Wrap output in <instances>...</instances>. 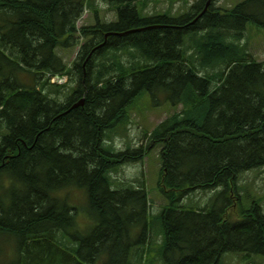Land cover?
Segmentation results:
<instances>
[{
  "label": "trees",
  "instance_id": "16d2710c",
  "mask_svg": "<svg viewBox=\"0 0 264 264\" xmlns=\"http://www.w3.org/2000/svg\"><path fill=\"white\" fill-rule=\"evenodd\" d=\"M138 1L108 0L116 21L78 29L94 0H0V264H149L152 233L164 264L264 260L263 200L241 198L236 184L264 166V61L242 41L249 23L264 28V0L229 11L200 0L178 18L142 17ZM77 33L85 42L68 67L57 49L80 44ZM57 74L70 82L51 83ZM144 91L181 111L117 151L112 133L127 135ZM159 146L155 209L144 176L118 173ZM75 189L88 201L85 223Z\"/></svg>",
  "mask_w": 264,
  "mask_h": 264
},
{
  "label": "rangeland",
  "instance_id": "374dc122",
  "mask_svg": "<svg viewBox=\"0 0 264 264\" xmlns=\"http://www.w3.org/2000/svg\"><path fill=\"white\" fill-rule=\"evenodd\" d=\"M94 1L98 5H104L107 9L111 7L110 5H108L107 7L108 2L105 0V2L103 0ZM195 1L196 0H140L138 2V7L148 4L146 9L144 10L140 9L139 7L141 15H152L165 11H170L174 15H180L187 11L188 7ZM242 1L245 0H215V5L222 8L220 10L229 11L235 8ZM97 17L98 15H96L93 10L91 11L88 9L85 17L80 20L79 23L77 22L78 29H81V27H83L84 25H95V20H98ZM100 17L102 19L111 20L115 18V12L111 10L105 13L102 10L100 12ZM247 36L250 38V44L253 48L256 58L258 60H264V53H261L260 50L259 52L256 51L255 48L257 47L259 49H262V51L264 52V28L258 26V24L254 22L249 23L247 28ZM77 37H79L78 33ZM80 40V45H82L85 40L84 38ZM80 45L78 44L77 46L69 49H57L58 54L63 58L64 63L68 65V67H70L71 64L73 65V61L78 57L77 54L80 49ZM19 79L27 85L34 84L32 74L25 75V73H22ZM56 80H58V78H56ZM172 106L173 105L166 100L164 95L160 94L157 97L156 101L149 94V92L144 91L136 100L133 110L130 111V120L127 125V135L125 137H119L118 135H116V133H112L113 138L111 139L110 144H112L116 150L121 151L128 149V145H132L133 147L141 146L143 143H145L143 133L145 130H149V132H151L159 122H161L168 116L174 113H180L181 107H179L178 110L175 108V110H173ZM7 132L8 130L6 129V126L0 122V141L3 135ZM160 150V146L155 147L151 150L142 165L130 164L124 166L118 173V176L121 179L130 180L134 183H136L137 179H142L144 176L145 179L148 180L147 190L150 192V194H153L151 196L155 198V200L153 201L155 204V209H159L160 205L163 203L161 198L154 191L155 185L157 187V179L162 166ZM236 184L241 198L247 199L248 201H251L253 196L261 198L263 200L262 207L264 209V166L249 169L240 173L237 176ZM218 190L219 189L209 192H196V196H194V199L199 202H201L202 200L207 201V199ZM69 195L71 205L76 209V217L81 223H85L90 217L86 196L83 195V192L80 189L72 190ZM156 236H158L156 233H152L153 240L149 255H147V257L149 259V264H164V261L160 260L158 257L159 242H157V239L155 238ZM162 241L163 237L161 242ZM5 255L16 258V248L13 246H10V248L5 247ZM241 258H243L242 253H227L223 257V264H244V261L243 259L241 260ZM255 264H264V260H259Z\"/></svg>",
  "mask_w": 264,
  "mask_h": 264
},
{
  "label": "water",
  "instance_id": "95a60500",
  "mask_svg": "<svg viewBox=\"0 0 264 264\" xmlns=\"http://www.w3.org/2000/svg\"><path fill=\"white\" fill-rule=\"evenodd\" d=\"M84 100H85V98L83 97L78 103H76L74 106L76 107V106H78V105H83L84 104Z\"/></svg>",
  "mask_w": 264,
  "mask_h": 264
},
{
  "label": "bare ground",
  "instance_id": "6f19581e",
  "mask_svg": "<svg viewBox=\"0 0 264 264\" xmlns=\"http://www.w3.org/2000/svg\"><path fill=\"white\" fill-rule=\"evenodd\" d=\"M138 2H139V1H138ZM138 2H137V6H138ZM154 26H158V25H154ZM54 76H56V75H54ZM54 76H53V77H54ZM64 84H65V83H64Z\"/></svg>",
  "mask_w": 264,
  "mask_h": 264
}]
</instances>
